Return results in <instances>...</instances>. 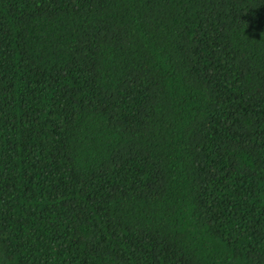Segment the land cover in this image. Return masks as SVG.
Listing matches in <instances>:
<instances>
[{
	"label": "trees",
	"instance_id": "obj_1",
	"mask_svg": "<svg viewBox=\"0 0 264 264\" xmlns=\"http://www.w3.org/2000/svg\"><path fill=\"white\" fill-rule=\"evenodd\" d=\"M0 264H264V0H0Z\"/></svg>",
	"mask_w": 264,
	"mask_h": 264
}]
</instances>
